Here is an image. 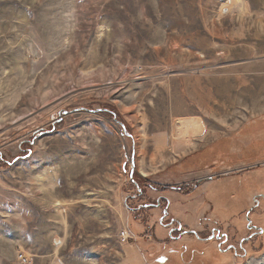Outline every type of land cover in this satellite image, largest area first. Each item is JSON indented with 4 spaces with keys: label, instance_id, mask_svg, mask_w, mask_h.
Returning a JSON list of instances; mask_svg holds the SVG:
<instances>
[{
    "label": "rangeland",
    "instance_id": "1",
    "mask_svg": "<svg viewBox=\"0 0 264 264\" xmlns=\"http://www.w3.org/2000/svg\"><path fill=\"white\" fill-rule=\"evenodd\" d=\"M263 256L264 0H0V264Z\"/></svg>",
    "mask_w": 264,
    "mask_h": 264
},
{
    "label": "flooded vegetation",
    "instance_id": "2",
    "mask_svg": "<svg viewBox=\"0 0 264 264\" xmlns=\"http://www.w3.org/2000/svg\"><path fill=\"white\" fill-rule=\"evenodd\" d=\"M225 144V143H224ZM219 145H220V143H219ZM217 146H218V144L216 145V146H214L212 149H216L217 148ZM211 148V147H210ZM204 150V149H203ZM203 150L201 149V150H198L197 151V153H199L198 155L200 156V157H202L203 156ZM200 152H202V154L200 153ZM197 153H194V154H196L197 155ZM232 158H234V156L235 155H233V154H231L230 155ZM234 162H232V164H233ZM254 167H256V166H254ZM251 168V167H250ZM253 168V167H252ZM247 172H249L248 171V169L247 168H244V169H233L232 171H230L229 173H227V175H228V177L230 176V177H233V176H238V174H244V173H247ZM224 176H226L225 174H221V175H216L215 177H209L208 179H206L205 181H212L213 179H215L216 181H220L221 179H223V177ZM240 176V175H239ZM238 176V177H239ZM196 183H193L192 185V189L191 190H193V189H196L197 187H198V185H200L201 183V181L200 180H197V181H195ZM147 183V182H146ZM147 185H149V186H151V184L150 183H147ZM184 186H185V184L184 185H180V186H176V187H170V188H168L169 190L171 189L173 192H179V193H182V190L184 189ZM151 187H153V186H151ZM191 190H189L190 191V193L192 192ZM188 191V192H189ZM144 192H142L140 189L138 190L137 189V196H140L141 197V195L143 194ZM136 196H134V198H135ZM161 200H163V197H159L157 200H156V202L154 203V204H150V205H152V206H154V207H160V205H161ZM146 206V204H143V205H141V207L140 208H138V209H141V208H143V207H145ZM168 207H169V201L168 200H166V199H164V207H163V209L161 210V217H166V215L168 214ZM175 217H171V218H169V221H167V223H164V221L162 220L161 222L160 221H158V224L160 225V226H166V225H168V224H170V225H173V224H175V226L174 227H172V229H171V231H170V233H173V232H175V233H177V234H179V233H184V232H182V231H180L179 229H180V223L178 222V221H176L175 219H174ZM254 227V226H253ZM247 228L251 231V236H252V234L255 232V230H254V232L252 231L253 230V228H252V226L251 225H248L247 226ZM261 230V229H260ZM218 232H219V229H212L211 230V232H210V235H209V238L210 239H212V238H214V239H218V238H220V236L221 235H219L218 234ZM250 234H249V237H250ZM193 235H196V234H193ZM248 237V238H249ZM226 238H227V236H226ZM223 239H224V237H223ZM220 243V242H219ZM226 250H232V252L235 254L236 253V251H235V248L232 246V245H228L227 247H226Z\"/></svg>",
    "mask_w": 264,
    "mask_h": 264
},
{
    "label": "bare ground",
    "instance_id": "3",
    "mask_svg": "<svg viewBox=\"0 0 264 264\" xmlns=\"http://www.w3.org/2000/svg\"><path fill=\"white\" fill-rule=\"evenodd\" d=\"M195 121V120H194ZM182 122V121H181ZM198 122H196V124H197ZM188 124V125H187ZM185 125H187V126H189L193 131H195L193 128H192V126H190L191 124L188 122V123H185ZM195 125V124H194ZM199 126V125H198ZM194 127V126H193ZM196 128V127H195ZM199 129V128H198ZM158 149H161V147L159 148L158 147ZM51 193H48V194H51L52 195V191H50ZM47 194V193H46ZM257 263V262H256ZM259 264H264V256L263 257H261V259H260V263Z\"/></svg>",
    "mask_w": 264,
    "mask_h": 264
},
{
    "label": "built area",
    "instance_id": "4",
    "mask_svg": "<svg viewBox=\"0 0 264 264\" xmlns=\"http://www.w3.org/2000/svg\"><path fill=\"white\" fill-rule=\"evenodd\" d=\"M18 258L24 262H27V258L22 253L18 255Z\"/></svg>",
    "mask_w": 264,
    "mask_h": 264
},
{
    "label": "water",
    "instance_id": "5",
    "mask_svg": "<svg viewBox=\"0 0 264 264\" xmlns=\"http://www.w3.org/2000/svg\"><path fill=\"white\" fill-rule=\"evenodd\" d=\"M133 163H134V158L132 157V167H133ZM132 172H133V169L131 171V175L130 176H132Z\"/></svg>",
    "mask_w": 264,
    "mask_h": 264
},
{
    "label": "crops",
    "instance_id": "6",
    "mask_svg": "<svg viewBox=\"0 0 264 264\" xmlns=\"http://www.w3.org/2000/svg\"><path fill=\"white\" fill-rule=\"evenodd\" d=\"M207 145H205L204 147H202L203 149L206 147ZM202 148H200L199 150H201ZM198 150L194 151V152H197Z\"/></svg>",
    "mask_w": 264,
    "mask_h": 264
}]
</instances>
